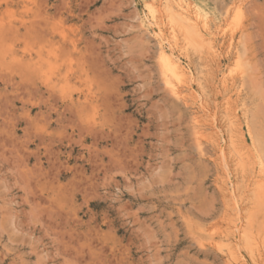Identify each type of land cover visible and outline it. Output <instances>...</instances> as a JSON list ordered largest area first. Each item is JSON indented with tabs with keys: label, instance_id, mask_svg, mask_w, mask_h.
Instances as JSON below:
<instances>
[{
	"label": "rangeland",
	"instance_id": "1",
	"mask_svg": "<svg viewBox=\"0 0 264 264\" xmlns=\"http://www.w3.org/2000/svg\"><path fill=\"white\" fill-rule=\"evenodd\" d=\"M188 1L219 51L179 52L178 99L143 0H0V264H229L236 222L264 264V0Z\"/></svg>",
	"mask_w": 264,
	"mask_h": 264
},
{
	"label": "bare ground",
	"instance_id": "2",
	"mask_svg": "<svg viewBox=\"0 0 264 264\" xmlns=\"http://www.w3.org/2000/svg\"><path fill=\"white\" fill-rule=\"evenodd\" d=\"M239 1V0H238ZM236 3V2H235ZM195 4V3H194ZM240 4V3H238ZM143 5L146 11V14L144 15V17L142 18V23L150 30V32L152 33V35L154 36L153 38L156 39L155 41L158 42L157 46L159 47V52H158V60L160 63V70H161V75L163 77L162 80H164V83L166 85V87L169 89L170 93L172 94V96H174V98H180L182 96H184L187 93L188 94H193L192 92L194 91L193 87H192V80L196 79L193 78V72L190 68L189 65H185L183 63V59L181 54L179 53L181 50H186L188 48H193L195 50H206L208 52L209 57H211V60H214V58L217 55V52L219 51L217 44H216V36H217V32L219 30L218 26L217 29H215V31H212L211 26H212V21L214 20H210V18L207 16V14L198 6L193 5V3H190V1L188 0H143ZM142 7V6H141ZM231 7V6H230ZM232 8V7H231ZM143 9V8H142ZM241 9V8H240ZM241 13V12H240ZM166 18L167 19V26H163V19ZM214 22V21H213ZM226 23V22H225ZM165 25V24H164ZM215 26V25H214ZM216 28V27H215ZM145 29V28H144ZM147 29V30H148ZM220 29V28H219ZM223 33V32H222ZM220 34V33H218ZM224 34V33H223ZM222 34H220L219 36H221ZM181 40V41H180ZM228 43V42H227ZM230 43V42H229ZM232 43H230V45L228 46V52L230 53L232 48ZM228 45V44H227ZM226 46V45H224ZM223 46V47H224ZM227 47V46H226ZM225 47V49H226ZM220 48V47H219ZM221 49V48H220ZM235 49V48H234ZM181 51V52H182ZM232 51H236L232 50ZM236 53V52H235ZM231 54V53H230ZM238 54V53H237ZM206 55V54H205ZM226 55V53L224 54ZM184 56V54H183ZM219 56V53H218ZM227 56V55H226ZM233 57V56H232ZM219 58V57H218ZM221 58V57H220ZM219 58V59H220ZM236 58V55H235ZM240 58V57H239ZM189 59V58H188ZM241 60V59H240ZM186 62V61H185ZM189 62V61H188ZM218 64V63H217ZM229 64V63H228ZM235 64V63H234ZM218 68V67H217ZM223 68V67H222ZM214 69V68H213ZM216 69V68H215ZM224 69V68H223ZM223 71V70H222ZM221 71V72H222ZM236 73V72H235ZM221 74H224L221 73ZM228 74V72H227ZM237 74V73H236ZM241 75V73H239ZM243 74V73H242ZM246 73L244 72V75ZM225 75V74H224ZM226 76V75H225ZM193 78V79H192ZM244 78V77H243ZM204 79V78H203ZM220 78H217V81ZM199 80V79H198ZM231 80V79H230ZM196 82H198L197 80H195ZM215 81V80H214ZM206 82V81H204ZM242 82V81H241ZM200 83V82H199ZM207 83V82H206ZM214 83V82H213ZM233 83V82H230ZM229 83V78H223V80L220 82L221 88L222 89H228V85L229 88L231 89L232 85ZM201 84V83H200ZM218 84V83H217ZM217 84L214 83V85L216 86ZM235 84V82L233 83ZM195 85V84H194ZM197 83H196V87H197ZM202 85V84H201ZM200 85V86H201ZM218 85V86H220ZM231 85V86H230ZM242 85V84H241ZM240 86V85H239ZM238 87V86H237ZM243 87V85H242ZM208 88V87H207ZM203 89V88H202ZM234 89H235V85H234ZM238 89V88H237ZM236 89V90H237ZM197 90V89H195ZM206 92V90H204ZM218 91V89L215 90V92ZM233 91V90H232ZM243 91V90H242ZM241 91V92H242ZM240 92V93H241ZM198 93V92H196ZM237 93V92H236ZM234 94V93H233ZM216 95V94H215ZM239 95V94H238ZM189 96V95H188ZM193 96V95H192ZM233 96V95H232ZM235 96V95H234ZM233 96V97H234ZM213 97V96H212ZM240 97V96H239ZM195 98V97H194ZM231 98V97H230ZM181 99V98H180ZM187 99V98H186ZM185 99V100H186ZM192 99V98H189ZM227 99V98H226ZM238 99V97H236V100ZM184 100V98L182 99ZM199 100V99H198ZM197 100V101H198ZM201 100V98H200ZM203 100V99H202ZM188 99L185 102V105ZM191 101V100H190ZM204 101V100H203ZM216 101V100H215ZM215 101L214 105H215ZM238 101V100H237ZM192 102V101H191ZM209 102V101H208ZM212 102V103H213ZM224 102V101H223ZM222 102V103H223ZM199 103V102H198ZM201 104H203L202 102H200ZM235 103V102H233ZM237 103V102H236ZM201 104L197 105L195 107H198L199 110L201 112L205 113V109L203 106H201ZM208 104V103H207ZM230 105H231V101L230 99H227L225 105H223L222 107H226V111H228V117L226 118L228 120V127L229 129L232 131L234 130V132L236 133V123H237V114L236 111L234 110L233 112L230 111ZM205 106V105H204ZM196 109V108H195ZM213 109V108H212ZM222 109V108H221ZM225 109V108H223ZM236 109V108H235ZM239 109V108H238ZM211 110V109H210ZM199 111V112H200ZM209 112V110H207ZM215 111V110H212ZM198 112V114H199ZM207 112V113H208ZM223 112V110H222ZM225 112V111H224ZM195 113V112H194ZM210 113V112H209ZM208 113V114H209ZM201 114V113H200ZM203 114V113H202ZM212 114V112L210 113ZM209 114V115H210ZM195 115V114H194ZM193 115V116H194ZM214 115V114H213ZM195 117V116H194ZM193 117V119H194ZM212 117V116H211ZM216 117V116H215ZM208 118V117H207ZM200 119V118H199ZM205 119V118H204ZM211 119V118H210ZM209 119V121H211ZM216 119V118H214ZM218 119V118H217ZM195 120V119H194ZM193 120V122H194ZM226 121V120H225ZM198 121H196L197 123ZM199 123V122H198ZM206 123V122H205ZM226 123V122H225ZM247 123V122H246ZM201 124V123H200ZM207 124H208V120H207ZM244 124V123H243ZM197 125V124H195ZM199 125V124H198ZM204 124H202L203 127ZM238 125V123H237ZM240 127V126H239ZM246 127V126H245ZM244 128V127H243ZM198 128V132H199ZM247 129V128H245ZM205 130V129H204ZM240 130V129H239ZM247 131L249 132V129H247ZM196 133V132H195ZM233 133V132H232ZM198 134V133H197ZM248 134V133H247ZM204 136V135H203ZM209 136V135H208ZM197 138V136H196ZM212 138V137H211ZM226 138V137H225ZM229 138V135H228ZM234 136H231L229 140H231V145L234 144ZM249 138V137H248ZM223 139V138H222ZM237 139V138H236ZM196 140V139H195ZM241 140V139H240ZM243 140V139H242ZM216 141V140H214ZM212 141V142H214ZM237 141V140H236ZM235 141V143H236ZM239 141V140H238ZM251 141V140H250ZM222 143L225 141H221ZM220 142V144H221ZM216 143V142H215ZM200 144V143H199ZM217 147V151L220 153V157L226 155V153L224 152V148H223V144ZM255 144V143H254ZM228 144H226L227 147ZM252 145V144H251ZM201 146V145H200ZM230 146V144H229ZM232 147V146H230ZM241 147V146H239ZM238 147V148H239ZM243 147V146H242ZM241 147V148H242ZM251 147V146H250ZM249 147V148H250ZM229 148V147H228ZM233 148V147H232ZM239 148V149H241ZM246 149V148H245ZM227 150V149H226ZM230 150V149H228ZM234 150V149H233ZM250 150V149H249ZM235 151V150H234ZM251 151V150H250ZM264 151V150H263ZM241 152V150L239 151ZM256 152V151H255ZM254 152V153H255ZM247 153V151H246ZM252 153V151H251ZM253 153V154H254ZM237 154L239 155V153L237 152ZM237 154L235 156H237ZM252 154V155H253ZM257 155V154H256ZM261 155V154H260ZM263 155V154H262ZM233 156V155H232ZM249 156V155H248ZM246 157V156H245ZM254 157V156H253ZM256 157V156H255ZM254 157V158H255ZM259 157V156H258ZM240 158V157H237ZM243 158V157H241ZM231 159V158H230ZM247 160V158H245ZM227 160V159H225ZM251 160V159H250ZM253 160V159H252ZM255 160V159H254ZM262 160V159H260ZM249 161V160H248ZM259 161V160H257ZM224 162L226 161H222L221 165L224 164ZM223 163V164H222ZM241 163V162H240ZM227 164V163H225ZM225 164H224V168L225 169ZM229 164V163H228ZM254 167V166H253ZM227 168V166H226ZM237 170V169H235ZM225 171V170H224ZM227 172V170H226ZM225 172V173H226ZM257 174V173H256ZM259 174L260 176L264 175V164L262 162H260L259 165ZM237 175V174H236ZM224 176V175H223ZM255 176V175H254ZM226 177V175H225ZM254 178V177H253ZM256 178V177H255ZM259 178V177H258ZM227 179H229L227 177ZM257 179V178H256ZM262 179V178H261ZM260 180V179H259ZM263 180V179H262ZM229 181V180H227ZM258 183V181H256ZM262 182V181H261ZM230 184V181L228 182ZM245 183V182H244ZM233 184V182H232ZM256 185V184H254ZM229 186V185H228ZM227 186V187H228ZM232 186L229 187V189H231ZM261 187V186H260ZM222 188V187H221ZM225 189V188H224ZM224 189L222 191H224ZM260 189V188H259ZM226 190V189H225ZM237 191V190H236ZM261 191V190H260ZM228 192V191H227ZM233 193L232 191H229V193ZM238 192V191H237ZM236 192V193H237ZM257 192V191H256ZM259 192V191H258ZM257 192V193H258ZM228 193V194H229ZM230 193V194H231ZM242 193V192H241ZM226 195V194H225ZM233 195V194H231ZM237 195V194H236ZM235 195V196H236ZM259 195H261L259 193ZM257 195V197L259 196ZM263 195V194H262ZM243 196V195H242ZM226 197V196H225ZM233 197V196H232ZM254 197V196H253ZM262 197V196H261ZM237 198V197H236ZM232 199V198H230ZM259 199V198H258ZM235 198H233V203L234 206L237 207V203L235 202ZM263 201V200H262ZM243 202V200H242ZM256 202V201H255ZM255 204V203H254ZM251 205V204H250ZM261 205V204H260ZM238 208H236L237 210ZM240 209V206H239ZM229 210V209H228ZM241 210V209H240ZM236 214H238L236 212ZM241 214V213H240ZM240 217V216H239ZM237 216V220L236 221H240V218ZM246 217V216H245ZM233 222V221H232ZM231 225V224H228ZM244 225V224H243ZM230 228V226H229ZM231 230H227V234L222 236V238L220 239L221 244L223 245L224 250L226 251V255L228 257V261L229 264H245L244 260L242 259L241 256V252H240V248H239V240H240V230H239V222L233 224L232 228H230ZM225 232V233H226ZM241 238H243V236L241 235ZM219 242V244H220ZM218 243V242H217ZM248 243V242H247ZM221 245V246H222ZM248 245V244H247ZM216 247H218V245H216ZM222 250V248H220ZM219 249V250H220ZM221 253V252H220ZM225 259H227L225 257ZM250 261V260H249ZM259 262V261H258ZM227 263V262H226ZM264 263V262H263ZM261 264V263H260Z\"/></svg>",
	"mask_w": 264,
	"mask_h": 264
}]
</instances>
